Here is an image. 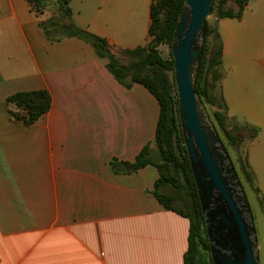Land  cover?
Masks as SVG:
<instances>
[{"label": "crops", "instance_id": "obj_1", "mask_svg": "<svg viewBox=\"0 0 264 264\" xmlns=\"http://www.w3.org/2000/svg\"><path fill=\"white\" fill-rule=\"evenodd\" d=\"M153 0H69L75 24L126 50L152 37ZM26 0H0V264H184L189 220L153 196L147 164L115 173L110 160L133 162L155 148L156 98L126 88L86 41L49 39ZM221 92L230 117L257 129L244 139L248 169L264 197V0L240 18L217 20ZM254 45V46H252ZM167 45L158 50L163 58ZM264 51V48H263ZM46 90L48 110L30 124L7 97ZM248 135L249 131H244Z\"/></svg>", "mask_w": 264, "mask_h": 264}, {"label": "trees", "instance_id": "obj_2", "mask_svg": "<svg viewBox=\"0 0 264 264\" xmlns=\"http://www.w3.org/2000/svg\"><path fill=\"white\" fill-rule=\"evenodd\" d=\"M26 1L36 15L44 12L43 7L47 0ZM227 1L213 0L210 13L215 12V25L210 27L207 21L205 22L204 43L195 82V91L203 102L211 95L210 90L214 88V81L223 77L222 42L217 29V20L224 17L240 18L249 0H237L236 10L228 7ZM53 2L57 5L58 11L63 14L65 21L58 20L51 15L40 20V25L49 39L57 40L65 36H75L86 41L93 47L98 57L106 59V68L120 84L126 88L133 83L142 84L156 98L159 114L154 136L155 148L145 144L133 162L112 158L110 166L115 173H132L147 164L155 166L159 175L154 182L153 196L165 209L175 211L189 220L188 244L183 257L184 264H212L199 199L181 135L173 78L170 43L183 0L152 1L150 6L151 23L148 29L152 39L146 46L126 50L127 63L122 62L112 53L104 38L75 24L69 0H53ZM212 33L213 37L208 41V37ZM160 44L168 45V58L161 56L158 50ZM168 71L171 73L170 79ZM6 100L15 107L14 117L21 118L26 124L34 122L45 113L51 102L46 90L16 92L9 95ZM220 101L223 108L227 110L222 95ZM221 115L220 112L214 115L220 125H222ZM232 128V133L225 132L228 142L233 147H237L244 139H253L257 134V129L246 123H242L240 126L234 123ZM241 130H247L249 134L246 136L239 133ZM225 149L227 150L226 147ZM246 166L248 167L247 161ZM242 171L248 182H251L250 170L249 173L243 167ZM254 189L258 191L257 187Z\"/></svg>", "mask_w": 264, "mask_h": 264}, {"label": "water", "instance_id": "obj_3", "mask_svg": "<svg viewBox=\"0 0 264 264\" xmlns=\"http://www.w3.org/2000/svg\"><path fill=\"white\" fill-rule=\"evenodd\" d=\"M213 0H183L170 50L181 135L195 183L212 264H259L253 217L215 126L195 91L205 22Z\"/></svg>", "mask_w": 264, "mask_h": 264}, {"label": "rangeland", "instance_id": "obj_4", "mask_svg": "<svg viewBox=\"0 0 264 264\" xmlns=\"http://www.w3.org/2000/svg\"><path fill=\"white\" fill-rule=\"evenodd\" d=\"M237 0H228L227 1V6L230 7L232 10H236L237 9ZM43 10L48 12L49 16H54L56 19L58 20H63L65 21V18L63 17V14L61 12L58 11L57 5L55 4V2H53V0H47L46 5L43 7ZM42 14H40L41 16ZM48 16V17H49ZM45 19V18H42ZM208 25L210 27H213L215 25L216 22V16H215V12L210 13L207 16L206 19ZM213 37V33L208 37V41H210ZM260 43L263 44V48H264V41H255V48L256 46H258V44L260 45ZM262 48V60H264V51ZM167 53L164 55L165 58L169 57V47L167 45L166 48ZM221 75H222V70H221ZM168 76L169 79L171 78V73L170 71H168ZM222 77V76H221ZM221 77L218 80H215L213 83V90H210L211 95H209V97L206 99L205 102H203L209 116L210 119L212 120L215 129L223 143V145L227 148V152L230 156V159L232 161V164L235 168V171L238 175V178L240 180V183L244 189L247 201L249 203L250 209H251V213H252V217H253V224H254V228H255V232H256V237H257V242H258V251H259V264H264V197L262 196L261 193H259V191H256L254 189L255 183L253 181L252 178V174L251 175V182H248V180L245 178L244 173L242 171V168L244 167L245 170L247 172H249L248 167L246 166V157H245V144L246 142L243 141L242 143H240L237 147H233L229 142L228 139L226 137V132H233V128L232 126L237 125L240 126L242 124V122L231 118L228 115L227 110H225L223 108V106L221 105ZM221 113V123L222 125L218 124L217 121L215 120V113ZM240 131V130H239ZM244 131L246 130H241V134H245ZM236 132V129H235ZM250 173V172H249Z\"/></svg>", "mask_w": 264, "mask_h": 264}]
</instances>
